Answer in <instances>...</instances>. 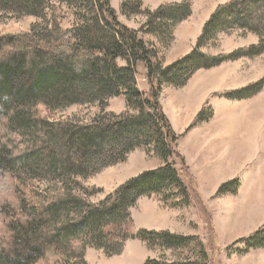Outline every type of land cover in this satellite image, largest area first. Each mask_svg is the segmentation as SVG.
I'll return each mask as SVG.
<instances>
[{
  "label": "rangeland",
  "instance_id": "374dc122",
  "mask_svg": "<svg viewBox=\"0 0 264 264\" xmlns=\"http://www.w3.org/2000/svg\"><path fill=\"white\" fill-rule=\"evenodd\" d=\"M230 1L110 0L118 20L137 30L139 38L157 53L161 66L154 77L161 89L160 102L179 136V155L170 157L169 162L176 161L187 183L182 189L175 182H160L151 196L140 197L130 209L133 230H169L188 238L175 246H165L157 238L149 243L123 238L128 217H116L118 242L112 243L108 252L88 244L84 252L88 264H146L148 259L175 264H264V44L252 54L213 67L191 70L185 66L183 75H177L176 70L164 73L167 66L197 48L213 13L219 5ZM177 3H189L179 16L169 8ZM99 6V0H47L46 7L35 14L15 0H0V36L29 32L34 26L44 35L56 24L73 30L83 20L91 19ZM161 6L167 8L153 22L150 11ZM256 11L246 22L229 19L222 28L210 32L198 51L229 54L260 45L264 39V11ZM185 13L184 18L175 19ZM117 63L124 66L128 61L119 57ZM137 69V86L150 92L147 64L139 62ZM134 107L124 96L113 95L54 109L38 104L33 109L49 122L67 121L75 125L125 110L137 113ZM154 134L144 136L130 150L118 142H106L103 163L90 162L88 173L83 175L53 170L46 160H30L32 169L26 173L18 171L12 178L0 159V243L6 208L9 210L4 205L17 202L16 186L28 181V187L31 185L38 194L61 186L71 187L74 194L99 203L130 178L165 164L156 153ZM215 164L221 175L217 184H212L210 174ZM147 203L156 206L148 217L143 215ZM144 221L148 227H143ZM257 231L260 238H252Z\"/></svg>",
  "mask_w": 264,
  "mask_h": 264
},
{
  "label": "trees",
  "instance_id": "16d2710c",
  "mask_svg": "<svg viewBox=\"0 0 264 264\" xmlns=\"http://www.w3.org/2000/svg\"><path fill=\"white\" fill-rule=\"evenodd\" d=\"M15 1L35 14L47 2ZM99 4L91 19L83 20L73 30L56 24L44 35L34 26L29 32L0 36V159L4 170L13 178L18 171L26 173L32 169L30 160H46V165L58 172L87 174L90 162L103 163L106 142H118L130 150L152 132L156 153L165 164L130 178L99 203L74 194L71 187L61 186L50 193L38 194L31 185L28 187V181L16 186L17 202L4 205L9 210L6 208L1 236L0 264H88L84 257L88 244H96L108 252L109 246L118 242L116 217H128L123 238H138L147 243L157 238L165 246H175L188 238L169 230H133L130 209L140 197L151 196L160 182H175L182 189L187 183L176 161L169 162L170 157L179 155L176 150L179 136L160 102L161 89L154 77L161 66L157 53L139 38L137 30L118 20L110 0H99ZM187 7L189 3L169 6L178 16ZM166 8L150 11L151 20L154 22ZM256 8L264 11V0H231L219 5L204 26L197 48L167 66L164 73L176 70L177 75H183L185 66L191 70L209 68L259 50L264 39L260 45L229 54L198 51L210 32L222 28L229 19L246 22L252 12H258ZM119 57L127 59V65L119 66ZM139 62L148 67L152 85L148 93L136 83ZM113 95L124 96L138 112L125 110L74 125L67 121L49 122L33 109L38 104L54 109ZM258 237L259 231L252 235ZM146 264L175 263L148 259Z\"/></svg>",
  "mask_w": 264,
  "mask_h": 264
},
{
  "label": "crops",
  "instance_id": "0c3cea01",
  "mask_svg": "<svg viewBox=\"0 0 264 264\" xmlns=\"http://www.w3.org/2000/svg\"><path fill=\"white\" fill-rule=\"evenodd\" d=\"M219 169V170H218ZM211 170L213 171L212 172V174H210V177L211 178H213L214 179V181L212 182V184L213 183H216L217 184V178H219V175H221V171H220V168L215 164L214 165V168H211ZM225 175V174H224ZM148 205H146V207H143V210L145 211L144 213H143V215H147V217L149 216V214H152V213H154L155 212V210H156V206H154V205H150L149 203H147ZM159 206V205H158ZM158 209H159V212H161V208H160V206L158 207ZM133 217H134V220H135V224H137L138 222H137V219H136V217H135V214L133 215ZM143 227H148V224L144 221L143 222ZM140 226V225H139ZM150 227H155V226H150ZM159 228V227H158ZM144 256V255H143ZM142 256V257H143ZM141 257V258H142Z\"/></svg>",
  "mask_w": 264,
  "mask_h": 264
}]
</instances>
